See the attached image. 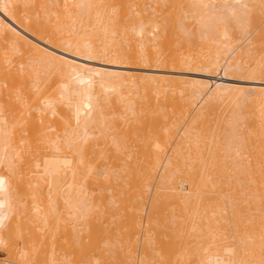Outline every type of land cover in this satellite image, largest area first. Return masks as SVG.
Masks as SVG:
<instances>
[{"label": "bare ground", "instance_id": "1", "mask_svg": "<svg viewBox=\"0 0 264 264\" xmlns=\"http://www.w3.org/2000/svg\"><path fill=\"white\" fill-rule=\"evenodd\" d=\"M0 252L264 264V0H0Z\"/></svg>", "mask_w": 264, "mask_h": 264}, {"label": "rangeland", "instance_id": "2", "mask_svg": "<svg viewBox=\"0 0 264 264\" xmlns=\"http://www.w3.org/2000/svg\"><path fill=\"white\" fill-rule=\"evenodd\" d=\"M191 22L193 23V21H190V20H186V21H185L186 25H189ZM194 25H195V23L193 24V26H194ZM195 27H196V26H195ZM244 44L246 45L247 42H246V43L244 42ZM217 74H218V75L216 76L217 79H215V81L220 80V79H221V81H222L223 76H222L220 73H217ZM200 106H201V105H200ZM197 108H199V106H198ZM198 110H199V109H198ZM2 255H3V254L0 252V257H3V256H4V255H3V256H2Z\"/></svg>", "mask_w": 264, "mask_h": 264}]
</instances>
